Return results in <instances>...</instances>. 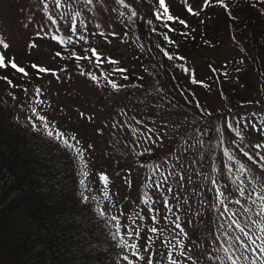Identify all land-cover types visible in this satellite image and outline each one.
Masks as SVG:
<instances>
[{
    "label": "rangeland",
    "instance_id": "obj_1",
    "mask_svg": "<svg viewBox=\"0 0 264 264\" xmlns=\"http://www.w3.org/2000/svg\"><path fill=\"white\" fill-rule=\"evenodd\" d=\"M168 4H173L174 8L178 4L184 10H181V16H177L176 11L169 13L183 19L196 35L201 32L204 23L208 24L206 29L212 28V21L205 14L204 0H166ZM154 7L159 8L158 0H124L123 4L117 0H93L92 4L85 3V0H61L60 8L55 7L54 0H0V39L9 45L7 49L0 46V52L21 66L31 62L51 70L35 80L25 105L27 117L54 135L62 133L70 144L83 152L81 162L83 171L88 174L89 191L104 216L115 226L119 222V233L130 245H143L147 236L153 237L150 253H145L141 247L140 255L147 257L151 254L153 264H170L167 259L169 251L180 264H230L226 254L217 249L221 245L228 247L230 241L243 234L235 225L229 227V217L241 226L247 224L254 227L252 221L264 225V217L257 215L262 203L259 197L264 195V168L260 167L264 161L259 159L264 156V147H255L264 144V86L261 87L252 77L254 95L251 101L249 98L245 105L236 109L225 108L227 102L220 101L214 83L217 78L213 72L220 70L219 80L226 78L225 81H228L232 73L228 69L230 65L236 63L233 69L240 76L244 71L239 67L241 58L235 53L232 41L222 33L221 41L214 48L196 49L185 54L191 57L194 78L204 83L197 96V105L200 102V106H196L197 111L191 117L168 112L166 109L176 111L178 108L172 107L173 104L170 105L163 96L165 88H160V94L156 93L157 84L142 87L135 83L125 87L126 81L120 80V72L114 69H130L136 57L130 45L122 42L124 28L127 23L143 20L144 12L151 11L153 16ZM189 7L197 14L190 13L187 10ZM132 12L136 16H131ZM76 13L80 15L75 17L77 33L73 34L69 30L70 20ZM49 15L56 19L55 25L48 20ZM154 21L158 20L154 17ZM53 36L64 38L65 43L53 39ZM79 36L85 39H78ZM92 48L100 56L99 63L91 57L90 51H85ZM58 52L60 56L56 55ZM76 55L91 59L77 60ZM109 58L119 63H109ZM135 70L141 75L136 67ZM88 73L96 80L93 81ZM110 80L122 87L113 90L108 83ZM229 85L230 82L226 83V86ZM37 88L41 90L38 97L35 94ZM140 88L151 101L150 105L142 102L141 96L137 95ZM191 88L194 92V87ZM202 115L204 117L200 120ZM40 116L44 120H40ZM113 116L120 120L111 121ZM110 121L125 124L122 135L108 126ZM216 124L219 125L218 135L223 143L219 148L220 154H217L215 148H218V143L212 132L213 141L209 146L214 152L212 155L206 150L208 133L216 129ZM229 124L232 128L228 127ZM132 129L139 131L134 135ZM147 129H152V132ZM229 130L232 137L225 135ZM73 136L75 140L71 139ZM120 138L123 140L118 144ZM77 140L79 144H76ZM225 149L234 157L233 160H228ZM244 152H248L253 159L249 160ZM240 164L247 169L243 173L237 171ZM229 167L232 168L231 173L226 171ZM100 174L108 177L107 186L101 182ZM153 181L160 182L162 188L157 190ZM168 187L173 191L168 192ZM238 187L245 189L244 197L239 196ZM216 189L227 197L224 205L216 199ZM145 193L150 197L148 205L142 203ZM249 193L253 194L255 203L248 200ZM165 198L172 209L170 212L164 208ZM236 199H240L241 203L236 204ZM213 204L220 211L213 209ZM225 206L230 211L221 215ZM149 207L153 211L149 212ZM246 208L250 211L245 212ZM173 213L181 217L179 222L188 233L183 241L185 256H181L179 250H173L171 245L164 246L168 240L175 243V239H180L172 231ZM166 216L169 219L166 220ZM112 217H117V220ZM189 220L191 223H188ZM152 227L164 231L151 233L148 229ZM137 230L139 237L127 235L129 231L135 233ZM189 248L191 252L187 251ZM134 251L136 249L131 247L127 250L125 264H145L132 254ZM242 253L243 249H230L229 252L234 258L241 257ZM243 255L249 256V259H237V264H251V254ZM187 256L192 259H187Z\"/></svg>",
    "mask_w": 264,
    "mask_h": 264
},
{
    "label": "trees",
    "instance_id": "obj_2",
    "mask_svg": "<svg viewBox=\"0 0 264 264\" xmlns=\"http://www.w3.org/2000/svg\"><path fill=\"white\" fill-rule=\"evenodd\" d=\"M209 1L205 14L211 19L212 28L206 29L208 24L204 23L198 35L187 23L185 27L175 21L155 22L156 13L163 12L155 9L156 6L154 17L148 11L144 12L143 20L127 23L122 42L130 45L136 58L130 69L123 68L126 72L118 74L120 80L126 81L125 87L135 83L142 87L157 84L158 89L153 90L157 89L156 93L160 94V88H165L163 96L172 107L178 108L176 111L166 109L168 112L191 117L197 111V96L204 83L192 82L194 75L185 71L191 70V57L185 54L214 48L225 33L241 58L239 67L244 74L240 76L233 69L236 63L228 67L232 72L228 73L231 77L228 81L219 80L220 70L213 72L217 78V82L213 81L217 94L220 101L227 102L224 105L227 109L239 108L249 98L251 101L254 95L251 78L264 86V0H223L222 4L220 0ZM167 7L170 13L176 11L177 16L184 11L178 4L177 8L173 4ZM165 23L175 31H169ZM165 33L175 43L165 40ZM164 51L173 59H167ZM31 65V62L19 65L26 69L28 76L10 67L0 69V264H125L124 256L130 244L120 233L113 238L117 228L101 215L100 205L87 187L88 174L83 171L79 154L56 135L48 136L50 131L27 117L25 105L31 88L37 78L46 75ZM135 67L141 75L136 73ZM124 76L128 79H123ZM142 92L145 91L140 88L137 95L150 105L151 101ZM116 119L120 120L113 116L111 121ZM111 121L108 126L122 135L125 124ZM216 126L208 133L206 150L212 155L214 152L209 147L212 132L218 143L217 154L222 146L219 125ZM225 135L232 137L231 130ZM225 135L222 137L226 138ZM122 140L120 138L118 144ZM253 198V194L248 195V200L255 201ZM229 220L232 223L230 217Z\"/></svg>",
    "mask_w": 264,
    "mask_h": 264
},
{
    "label": "snow or ice",
    "instance_id": "obj_3",
    "mask_svg": "<svg viewBox=\"0 0 264 264\" xmlns=\"http://www.w3.org/2000/svg\"><path fill=\"white\" fill-rule=\"evenodd\" d=\"M117 2L123 4L124 0H117ZM208 2H209V0H204V3H208ZM85 3L92 4L93 0H85ZM220 3L222 4L223 0H220ZM54 4H55L56 8H60L61 7V0H54ZM158 7H159V9H163V12H157L156 13V19L157 20L175 21V22H178L179 24L184 25L185 27H187V24H186V22L183 19L175 17V16H173V15H171L169 13V8L166 5V0H158ZM45 9H47V5H45ZM187 10L190 13H192L193 15L197 14V13L193 12V9L191 7H189ZM79 15H80L79 13H76L75 16H73L71 18V20H70V29L69 30L73 34L77 33V21H76L75 17L79 16ZM131 16H136V13L132 12ZM47 18H48V20H50L52 22L53 25H55L57 23L56 19H54L52 16L49 15ZM148 23L151 24L152 21H149ZM80 24H83V21H80ZM164 27L168 28L169 31H175V28L170 27L167 23L164 24ZM182 34L183 35H187L186 33H182ZM113 35H115V34L113 33ZM52 38L53 39H59L60 43H65V39L62 38V37L58 38L56 36H53ZM78 39L83 40L85 38L83 36H79ZM164 39L167 40L169 43H175V41L170 40L168 38L166 33L164 34ZM68 40L71 41V37L70 36L68 37ZM0 46H2L3 49H7L9 47V45L2 39H0ZM32 46H35V45H32ZM158 47H159V45H158ZM85 51H90L91 52V57H95L97 62L98 63L100 62V56H99V54H98V52H97V50L95 48L85 49ZM163 54H164V56L167 57V59H169V60L173 59V56H171L167 51H164ZM56 55L60 56L61 54L58 52ZM91 57H88V56H83L82 57V56H78V55L75 56V58L77 60H80V59H91ZM179 59H183V57H180ZM109 63L118 64L119 62L115 61V60H111L109 58ZM8 67H10L11 69L15 70L16 72L22 74V76H28L29 75V73L26 71V69L24 67L19 66L14 61V59L7 58L2 52H0V69H5V68H8ZM31 67L33 69H36L39 73H44V72L51 71V70L46 69L44 67L38 66L36 64L31 65ZM114 71L126 72V69L117 68V69H114ZM185 71L188 72L191 75V70L190 69H185ZM81 75H85V73H81ZM87 75H89V77L93 81L96 80V77L94 75H92L91 73H88ZM3 79L7 80V77H3ZM123 79L126 80V79H128V77L124 76ZM7 82L9 83L10 86H13L12 82L10 80H8ZM192 82L193 83H202L200 81H197L194 78V76H193ZM108 83L110 84V86H111V88L113 90H118V87H122V86H118L117 83H115L114 81H111V80L108 81ZM25 91H27V90L25 89ZM40 91L41 90L39 88H37L35 90V94H36L37 97L40 95ZM197 106L199 107V105H197ZM33 113L35 114V110L34 109H33ZM80 115L84 116V113H81ZM39 119L40 120H44V117L40 116ZM89 119H90V117H89ZM137 123H140V122L138 121ZM45 127H47V124H45ZM228 127L232 128V125L229 124ZM138 131H139L138 129H132V132H133L134 135ZM147 131L148 132H152V129H147ZM52 135H53L52 132H48V136L51 137ZM236 135L239 136L240 133L237 132ZM56 138L59 139V140H62V142H63V144L65 146L69 147L70 149H74V151L79 154L81 159L83 158V152L80 149L75 148L74 145L70 144L69 140L65 139L64 135L62 133H57ZM71 139L75 140L76 138L73 136ZM148 139L151 140L152 137L149 136ZM222 143H223V141L221 140V144ZM76 144H79L78 140L76 141ZM89 147H91V146H89ZM255 147L256 148H261V147H264V144H257V145H255ZM243 154H244V156L248 157L249 160L253 159V157L251 155H249L248 152H244ZM225 155L227 156L229 161L234 159L233 156L228 154L226 149H225ZM257 155L259 156V153H257ZM259 159H260V161H264V156H260ZM260 167L264 168V164H261ZM246 170L247 169H245V166L243 164H240L239 168L237 169V171L240 172V173H243ZM226 171L231 173L232 172V168L229 167V168L226 169ZM85 175H87V173H85ZM181 179H183V177H181ZM100 180H101V182L104 183L105 186H107L108 177L106 175L100 174ZM164 180L166 181L167 177H165ZM80 183L83 184L84 181L81 180ZM152 183L155 184V188L157 190H160L162 188V184L160 182L153 181ZM212 183H213V185H215L216 181L213 179ZM233 183H235V181H233ZM149 186H151V185H149ZM167 191L168 192H172L173 190H172L171 187H168ZM216 191H217L216 199L218 200L219 204L224 205L225 204V200L227 199V197L225 196V194L223 192L219 191V189H216ZM236 191H238L240 197H244L245 196V189L244 188L238 187L236 189ZM249 196H251V193H249ZM221 197H224V199H221ZM85 199H87V198H85ZM259 199H260V201L262 203H261L260 211L257 213V215L261 216V217H264V195H261L259 197ZM149 201H150V197H148L147 194L145 193V196H144V199L142 200V203H144L145 205H148ZM185 203H187V201H185ZM235 203L236 204H240L241 200L240 199H236ZM253 203H255V201H253ZM176 207H177V209H179V205L178 204L176 205ZM212 207L216 211H220V209L217 207L216 204H213ZM164 208H165L166 211H169V212L172 211V209L169 208V206H168L167 198L164 199ZM151 211H153V209L151 207H149V212H151ZM228 211H230V209H228L225 206L224 209H223V212H221V215H223L224 213H226ZM249 211H250V209H247V208L245 209V212H249ZM101 215H104V213L101 212ZM173 215H175V219L172 220V224L174 225V228L172 229V231L175 233V237H180V239H175V243H172L171 240H168L167 243H165L164 246L168 247L169 245H171V248L173 250H179V254L181 256H185L186 252H185L184 247H183V241H184V238H187L188 233L185 231V229L181 226V223L179 222L181 220V217L179 215H176L175 213H173ZM140 218L143 219V217H140ZM112 219L113 220H117V217H112ZM165 219L167 220L169 218L166 216ZM248 219L250 220L251 217L249 216ZM152 220L155 221L156 217L153 216ZM188 223H191V220H189ZM251 223H252V225H254V227H249L247 224H245V226H241V224L237 220L232 219V223L229 225V227H231L232 225H235V228L240 233H242L243 235L242 236H236L234 238V240L229 242V246L228 247H224L223 245H221V247L219 249H217L218 252L222 251L223 253L226 254V259L230 261V264H237V259H249V256L243 255V253H250L251 254V257H252L251 264H264V225H262L261 223H259L257 221H252ZM116 227H117L116 233L112 234L114 239L116 238V236L119 235V231H120L119 222L118 221H117ZM220 227L223 228L224 225L221 224ZM177 229L179 230L178 232L176 231ZM148 231L151 232V233H157L158 231L163 233L164 230L163 229H157L156 227H152V228H149ZM133 234H135L137 237H139V235H140L138 230L135 231V233H133L132 231H129L127 233V235H129V236H132ZM225 235H227V233H225ZM217 239H219V237H217ZM153 242H154L153 241V237L152 236H147L146 241H145V243L143 245H140V246H138L137 244L130 245V247L132 249H136V251H134L132 254L134 256H136L137 259L145 261V264H153V259H152V255L151 254H149L147 257L139 254V251H140L141 247L143 248V251L145 253H150V249L152 247V243ZM125 245H126V242H125ZM230 249H234V250L243 249V253H242L241 257H235L234 258L233 255L229 254ZM187 251L191 252V249L189 248V249H187ZM218 258L219 257H217V259ZM124 259L127 260L128 257L124 256ZM167 259L170 262V264H180V262L178 260L173 258V252L172 251H169L167 253ZM187 259L191 260L192 257L191 256H187ZM130 264H131V262H130Z\"/></svg>",
    "mask_w": 264,
    "mask_h": 264
}]
</instances>
